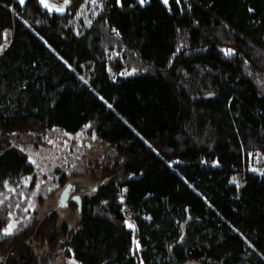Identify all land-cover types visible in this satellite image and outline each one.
I'll use <instances>...</instances> for the list:
<instances>
[{
    "label": "trees",
    "instance_id": "trees-1",
    "mask_svg": "<svg viewBox=\"0 0 264 264\" xmlns=\"http://www.w3.org/2000/svg\"><path fill=\"white\" fill-rule=\"evenodd\" d=\"M83 132L78 227L31 219L20 141ZM31 228L80 264H264V0H0V264H42Z\"/></svg>",
    "mask_w": 264,
    "mask_h": 264
},
{
    "label": "rangeland",
    "instance_id": "rangeland-1",
    "mask_svg": "<svg viewBox=\"0 0 264 264\" xmlns=\"http://www.w3.org/2000/svg\"><path fill=\"white\" fill-rule=\"evenodd\" d=\"M57 1L46 0L49 6L47 8L52 12H63L65 10L64 6L58 4ZM162 1L165 3V0ZM150 2L151 0H144L142 5ZM169 3L170 0H167L165 4L168 5ZM58 8H63V11H57L56 9ZM11 35L12 32L8 31L7 41H10ZM20 142V145L29 154L32 163L38 169V182L35 189L30 194L24 192L21 195V201L27 203L26 210L28 211L25 210L28 213L27 216L31 219L34 216L37 219H42L48 213L56 210L59 214L58 221H60V224L67 223L70 228L76 229L81 221V213L77 207L69 203V200L77 199L81 195H87L88 192V194H93L94 188L104 182L102 170L96 164H92L91 168H89L87 160H93L98 154L105 152L107 147L97 138H89L86 132L50 140L47 146L44 145L39 149L35 148L29 140H21ZM69 156L84 159V163L80 167L81 170H79V162H76L71 167L68 165ZM83 166L89 168V170H85ZM65 167L69 168L73 175H71L66 185L59 186L55 181L54 173L57 168ZM31 181L32 178H28L26 183L29 184ZM70 189H72V192H70ZM39 197H44L45 199L41 205L38 204ZM19 223L20 221L13 216L11 224L15 225L13 230L18 228ZM31 229L33 231H31L28 242L40 256L42 264H80L71 256H64L63 252L53 256L47 241L36 237L39 236L37 229Z\"/></svg>",
    "mask_w": 264,
    "mask_h": 264
},
{
    "label": "snow or ice",
    "instance_id": "snow-or-ice-1",
    "mask_svg": "<svg viewBox=\"0 0 264 264\" xmlns=\"http://www.w3.org/2000/svg\"><path fill=\"white\" fill-rule=\"evenodd\" d=\"M21 2H23V0H21ZM40 2L42 3V4H44V6L45 7H49L48 6V4L46 3V0H40ZM68 2V0H65V3H67ZM139 2L141 3V4H143L144 3V0H139ZM167 2V0H165V3ZM57 11H63V8H58V9H56ZM178 51H179V49H178ZM227 54H231V50H227ZM15 227V225H10L8 228H6V229H4V234L5 235H10V234H12V231H13V228ZM128 227H133V225H131V224H129L128 225Z\"/></svg>",
    "mask_w": 264,
    "mask_h": 264
},
{
    "label": "crops",
    "instance_id": "crops-1",
    "mask_svg": "<svg viewBox=\"0 0 264 264\" xmlns=\"http://www.w3.org/2000/svg\"><path fill=\"white\" fill-rule=\"evenodd\" d=\"M57 2H58V4H60L61 6H64V8L66 9V5H67L68 2L65 3V0H58ZM64 11H65V10H64ZM64 11H63V12H64ZM60 13H61V12H60Z\"/></svg>",
    "mask_w": 264,
    "mask_h": 264
}]
</instances>
